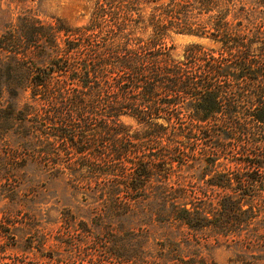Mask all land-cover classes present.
Wrapping results in <instances>:
<instances>
[{
	"label": "trees",
	"instance_id": "trees-1",
	"mask_svg": "<svg viewBox=\"0 0 264 264\" xmlns=\"http://www.w3.org/2000/svg\"><path fill=\"white\" fill-rule=\"evenodd\" d=\"M90 1L0 34V255L42 254L65 176L57 264H264V0Z\"/></svg>",
	"mask_w": 264,
	"mask_h": 264
},
{
	"label": "rangeland",
	"instance_id": "rangeland-1",
	"mask_svg": "<svg viewBox=\"0 0 264 264\" xmlns=\"http://www.w3.org/2000/svg\"><path fill=\"white\" fill-rule=\"evenodd\" d=\"M90 5V0H0V34L6 28L7 24H15L17 22V16L21 11L26 9L31 10L44 23H55L57 20L58 23L63 26H81L85 24L89 18L87 9ZM173 36V49L171 50V54L177 59L183 57L185 47L192 42L205 45L209 44L207 40L193 36ZM57 77L65 78V74H57ZM124 120L128 122V120ZM44 192L39 202L36 204L37 207L43 209V215L44 212H47V215L45 214L44 216L38 214L41 222L43 221L42 227H45L47 230V241L42 254L40 255L35 248L32 249L29 255L21 254L22 245L25 242L20 240L16 247L9 248L4 254L0 255V264H14L12 261V257L14 256H20L21 260L27 263L57 264L54 259L50 258L51 249L64 251V248L58 243V240L61 238L65 239V220L57 223L56 221L59 220L57 217L60 215V211L65 208V205L73 207L76 203L66 190L65 176L48 180ZM44 194L47 195L45 200H43ZM3 203L4 202H0V205ZM72 211L76 212L77 208L72 209ZM42 217L46 218L43 219ZM0 240L8 244L12 242L10 238L1 236ZM210 256L212 260L219 264H227L230 259L234 258L230 249L223 246L213 248L210 251ZM80 263L81 262H78L77 264ZM84 264L90 263L85 262Z\"/></svg>",
	"mask_w": 264,
	"mask_h": 264
}]
</instances>
